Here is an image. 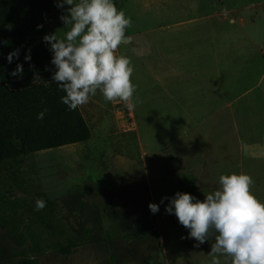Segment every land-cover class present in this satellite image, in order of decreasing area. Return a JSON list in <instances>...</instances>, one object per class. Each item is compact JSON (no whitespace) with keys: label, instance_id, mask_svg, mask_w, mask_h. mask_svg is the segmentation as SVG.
<instances>
[{"label":"rangeland","instance_id":"rangeland-1","mask_svg":"<svg viewBox=\"0 0 264 264\" xmlns=\"http://www.w3.org/2000/svg\"><path fill=\"white\" fill-rule=\"evenodd\" d=\"M113 2L131 21L132 41L115 54L133 68L134 108L98 91L82 105L88 142L0 167L3 260L28 253L31 241L19 234L40 229L22 205L39 193L84 244L64 255L49 242L34 253L39 264H98L83 253L98 243L110 264H211L214 240L194 247L165 213L167 201L156 214L148 209L173 195L179 176L198 180L191 195L203 201L221 174L245 173L264 203V0ZM61 12L48 23L58 36L67 31Z\"/></svg>","mask_w":264,"mask_h":264},{"label":"clouds","instance_id":"clouds-1","mask_svg":"<svg viewBox=\"0 0 264 264\" xmlns=\"http://www.w3.org/2000/svg\"><path fill=\"white\" fill-rule=\"evenodd\" d=\"M54 6L62 10L59 20L67 31L62 36L56 31L45 34L42 42L51 53V81L64 93L60 103L74 111L99 91L105 101L125 102L128 109H133V68L126 56L115 54L118 46L129 39L126 29L131 21L124 11L118 10L113 0H56ZM14 59H19V49L5 57L8 64ZM30 60L28 49L24 61ZM45 71H49L47 66ZM22 74L23 65L17 63L10 75ZM34 79L40 80L38 75ZM47 112L43 108L36 119L43 120ZM252 184L245 173L221 174L218 187L204 195L203 201L176 192L162 197L159 204L149 203L148 209L156 214L167 201L165 213L175 215L188 230L187 238L197 242L194 247L214 240L207 254L212 257L211 264H264V203L251 193ZM45 207L46 202L37 198L34 210Z\"/></svg>","mask_w":264,"mask_h":264},{"label":"trees","instance_id":"trees-1","mask_svg":"<svg viewBox=\"0 0 264 264\" xmlns=\"http://www.w3.org/2000/svg\"><path fill=\"white\" fill-rule=\"evenodd\" d=\"M56 0H0V167L18 163L34 153L82 144L92 138V132L80 107L68 111L60 103L64 95L51 81V53L42 42L48 33V18L58 11ZM37 25H42L37 28ZM19 49V59L11 64L6 55ZM30 49L31 60L24 61L26 51ZM23 65V74L12 77L10 73L16 64ZM49 71H45V67ZM38 75L40 80L34 79ZM48 84H47V83ZM43 101V103H42ZM47 108L43 120H37V113ZM179 185L174 191L193 194L197 191L198 180L179 176ZM172 195V196H173ZM43 199L46 207L35 211L36 199ZM32 202L26 200L22 207L28 221L37 229L28 230L31 246L28 253L14 254L7 258L18 257L19 264H39L34 253L43 245L54 246L67 255L73 249L84 244L77 235H72L64 223L57 217V203L39 193ZM81 238L84 235H80ZM57 240V241H55ZM3 258H0V261Z\"/></svg>","mask_w":264,"mask_h":264},{"label":"crops","instance_id":"crops-1","mask_svg":"<svg viewBox=\"0 0 264 264\" xmlns=\"http://www.w3.org/2000/svg\"><path fill=\"white\" fill-rule=\"evenodd\" d=\"M59 11L60 10L58 9V11H56L55 13L50 15V17L48 18V23H49L50 18L52 16H55L56 14H58ZM48 33L51 34V29L49 27H48ZM131 41L132 40L130 39V42ZM165 61L166 60L164 59V61L161 62V67H163V66L166 67ZM80 109H81L86 121H88L82 106H80ZM85 252H87L88 256L91 259H93L96 263L99 262L98 264H110L111 263L110 254H109L105 244H102V243L95 244L90 249H84L83 253H85ZM0 264H19V260H2V261H0ZM50 264H55V263H50Z\"/></svg>","mask_w":264,"mask_h":264},{"label":"water","instance_id":"water-1","mask_svg":"<svg viewBox=\"0 0 264 264\" xmlns=\"http://www.w3.org/2000/svg\"><path fill=\"white\" fill-rule=\"evenodd\" d=\"M126 42H130V39H128Z\"/></svg>","mask_w":264,"mask_h":264}]
</instances>
